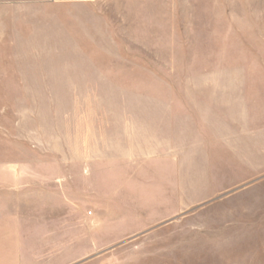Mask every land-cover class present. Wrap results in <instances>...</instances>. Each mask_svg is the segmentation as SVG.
I'll return each instance as SVG.
<instances>
[{
	"label": "rangeland",
	"instance_id": "374dc122",
	"mask_svg": "<svg viewBox=\"0 0 264 264\" xmlns=\"http://www.w3.org/2000/svg\"><path fill=\"white\" fill-rule=\"evenodd\" d=\"M13 1L0 264H264V0Z\"/></svg>",
	"mask_w": 264,
	"mask_h": 264
},
{
	"label": "crops",
	"instance_id": "0c3cea01",
	"mask_svg": "<svg viewBox=\"0 0 264 264\" xmlns=\"http://www.w3.org/2000/svg\"><path fill=\"white\" fill-rule=\"evenodd\" d=\"M22 1H24V0H17L16 2H19V3H17V4H21V5H23V3L24 2H22ZM14 3H16L15 1H13ZM13 3V4H14ZM12 6V8L14 7H16V5L14 4V5H12V4H9L8 6ZM24 198H26V200H24V201H26V202H24L23 203V205H24V210L25 211H32V213H34L35 211H39V207H41V205H39L38 203V200L36 201V203H35V200H31V203H33V204H29L28 203V199H29V196L28 195H26ZM29 216V214L27 213V214H25L24 216H23V218H24V243L26 242V235H27V232H29L28 230H29V227L32 225V227H36V225H35V222L34 221H32V222H30L29 221V219L27 218ZM31 223V224H30ZM37 229L38 228H36V229H33V230H31L32 232H34V230L35 231H37ZM43 264V263H42Z\"/></svg>",
	"mask_w": 264,
	"mask_h": 264
}]
</instances>
